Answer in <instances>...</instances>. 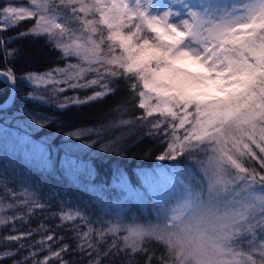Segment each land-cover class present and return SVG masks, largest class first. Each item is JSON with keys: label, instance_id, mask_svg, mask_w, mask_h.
Masks as SVG:
<instances>
[{"label": "snow or ice", "instance_id": "snow-or-ice-1", "mask_svg": "<svg viewBox=\"0 0 264 264\" xmlns=\"http://www.w3.org/2000/svg\"><path fill=\"white\" fill-rule=\"evenodd\" d=\"M2 4L7 6L0 7V32L25 20L34 23L16 36H0L6 66L0 83L9 87L0 100L5 145L0 154V230L8 229L0 234V262L264 264V0H0ZM27 36L45 38L59 53L56 67L15 73L9 61L20 49L7 45ZM20 84L31 90L21 96L12 118L19 114L28 120H17L10 131L8 113L16 104L12 93ZM122 84L127 96L109 109V114L117 113L116 121L66 125L57 116L23 107L33 102L65 112L115 95ZM89 89L90 95L79 94ZM68 91L74 94L63 95ZM58 121L66 140L81 142L77 148L94 147L105 130L139 131L137 142L161 141L164 150L155 160L171 166L141 170L136 185L119 171L112 184L97 185L94 167L71 148L59 156L58 145L35 140L25 130H42ZM123 139L101 143L100 151L124 156ZM13 160L17 170L9 178ZM34 172L75 183L86 177L88 204L69 206L61 200L52 213L59 220L55 228H17V221L50 209L46 200L59 197L57 189L44 193ZM61 228L73 234L68 239L75 247L64 242L57 232ZM40 232L44 235L34 240Z\"/></svg>", "mask_w": 264, "mask_h": 264}, {"label": "trees", "instance_id": "trees-1", "mask_svg": "<svg viewBox=\"0 0 264 264\" xmlns=\"http://www.w3.org/2000/svg\"><path fill=\"white\" fill-rule=\"evenodd\" d=\"M7 6L6 4L0 5V7ZM34 23L33 20H25L19 24L18 27L11 28L7 31L0 32V36L4 38L16 36L26 29H28ZM9 49H14L19 47L20 51L15 60L9 61L15 69L17 75L26 72H44L50 68L56 67L58 63L59 53L51 49V45L46 43L45 38H34L32 36H27L23 39L16 40L14 43L7 45ZM59 66H64V61H59ZM6 66L3 62L2 57H0V70H5ZM29 87L24 84L19 85V91L14 89V96L16 97V104L14 107L9 109V130H13V126L17 123V120L27 121V115L17 114V118L13 119L12 114L16 112L17 108L21 107L22 101L21 96L28 92ZM91 89L87 90V93L81 91L79 94L84 96L85 94L90 95ZM9 94V87L6 84L0 83V100H3ZM74 93L72 91L65 92L63 95L71 96ZM127 88L123 84L121 85L120 91L115 95H110L104 98L102 101L92 103L90 105L82 106L80 108H70L65 112L55 111L52 107H45L39 103L28 102L23 105L25 110H35L40 113L48 114L50 116H57L60 121L64 124L71 125H85L92 126L99 123H107L108 121H116L118 116L117 113L112 112L109 114V109L115 108L118 103H120L127 96ZM137 113L141 110L136 109ZM124 119H128L129 116L125 115ZM57 123H53L51 126L45 127L44 129H25L28 131L29 135L35 140L48 139L52 144L59 146V156H63L65 152L69 151L71 148L72 153L78 157L82 158L89 163V167H94L95 176L93 183L97 185L112 184L115 180L114 174L119 172L126 173L134 185L138 184L137 176L141 170H146L149 168L160 166H171V162L168 161H156V155H159L164 150V145H162L159 139L145 138L137 142L139 136L142 133L139 131H133L129 134V128H118L105 130L102 132L104 139L97 143L92 148L87 147H75L80 144V141L76 140H66L63 136L64 128H58ZM2 124V121H0ZM59 135H53L57 132ZM124 135L125 139L122 140V148L125 151L124 156L120 155H106L100 151L101 143L106 142L117 136ZM95 139V136L86 138ZM57 159L58 157L55 156ZM17 161L13 160L8 164L7 173L11 171H16ZM4 167V162H0V170ZM35 176V181L41 186L44 193H47L49 189H57L59 191V197L56 200H46V203L51 204L50 209L39 210L35 212L34 215L27 218V222H23L21 230L27 231L29 229H36L40 224L46 225L48 228H55V225L59 223L58 218H53L52 213L57 212L59 208L58 201L68 200L71 201L72 205L80 203L81 205L88 204L89 195L83 190L84 183L87 182L86 177H81L80 183H75L71 179H66L63 176L56 175L53 176L33 173ZM150 207V206H149ZM133 212L138 211L137 206H133ZM131 215V213H129ZM95 219V217H93ZM59 234L65 237L64 242L70 243L75 247L74 241L68 239L72 236L71 232L65 231L63 228L57 229ZM40 234H35L33 236L34 240H37ZM162 249L157 250V256L160 254ZM67 258V257H66ZM76 259H79L76 257ZM119 260V258H118ZM0 264H11L10 260L0 262ZM84 264H87L85 261ZM141 264L143 261L141 259Z\"/></svg>", "mask_w": 264, "mask_h": 264}, {"label": "rangeland", "instance_id": "rangeland-1", "mask_svg": "<svg viewBox=\"0 0 264 264\" xmlns=\"http://www.w3.org/2000/svg\"><path fill=\"white\" fill-rule=\"evenodd\" d=\"M26 2H27V0H25V3H26ZM166 2H167V0H154V4H155V3L164 4V3H166ZM30 90H31V89L29 88L28 91H30ZM40 91L43 92L44 89L41 88ZM44 94L47 95L46 92H45ZM2 136H3V134L0 133V137H2ZM11 141H12V137L10 136V137H9V142H8V145H7L9 152L11 151ZM4 147H5L4 142H3L2 139H0V154H3ZM253 166L259 168V166L256 165L254 162H253ZM13 173H14V172L11 171V172L8 174L9 178H11V176H12ZM59 202H60V201H58V203H59ZM64 202H65V203L70 202L69 206H73L72 203H71V201L64 200ZM150 207H151V205H150ZM38 211H39V209H37L35 212H38ZM146 214H147V213L145 212V215H146ZM23 222H24V221H17V228H20V226L23 224ZM0 234H5V235L8 234V229L0 230ZM37 234H38V233H37ZM39 234H40V237H39L37 240L41 239V236L44 235V233H42V232H40ZM72 235H73V234H72ZM75 243H76V242L74 241V244H75ZM45 254H47V253H45ZM24 255H27V253H24ZM41 258H42V257H41ZM29 264H30V262H29Z\"/></svg>", "mask_w": 264, "mask_h": 264}, {"label": "water", "instance_id": "water-1", "mask_svg": "<svg viewBox=\"0 0 264 264\" xmlns=\"http://www.w3.org/2000/svg\"><path fill=\"white\" fill-rule=\"evenodd\" d=\"M12 94L14 95V89H13V93Z\"/></svg>", "mask_w": 264, "mask_h": 264}]
</instances>
